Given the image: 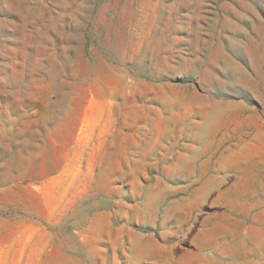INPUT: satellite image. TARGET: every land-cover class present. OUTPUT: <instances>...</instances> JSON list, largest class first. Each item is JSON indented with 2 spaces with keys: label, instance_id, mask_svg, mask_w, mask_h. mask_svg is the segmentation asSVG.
<instances>
[{
  "label": "rangeland",
  "instance_id": "1",
  "mask_svg": "<svg viewBox=\"0 0 264 264\" xmlns=\"http://www.w3.org/2000/svg\"><path fill=\"white\" fill-rule=\"evenodd\" d=\"M0 264H264V0H0Z\"/></svg>",
  "mask_w": 264,
  "mask_h": 264
}]
</instances>
